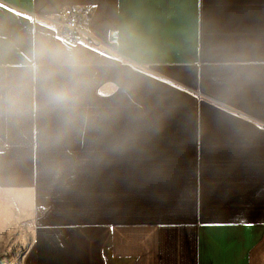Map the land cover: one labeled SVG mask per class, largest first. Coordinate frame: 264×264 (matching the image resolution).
Returning <instances> with one entry per match:
<instances>
[{
	"label": "crops",
	"instance_id": "crops-1",
	"mask_svg": "<svg viewBox=\"0 0 264 264\" xmlns=\"http://www.w3.org/2000/svg\"><path fill=\"white\" fill-rule=\"evenodd\" d=\"M0 228L19 264H264V0H0Z\"/></svg>",
	"mask_w": 264,
	"mask_h": 264
},
{
	"label": "built area",
	"instance_id": "built-area-1",
	"mask_svg": "<svg viewBox=\"0 0 264 264\" xmlns=\"http://www.w3.org/2000/svg\"><path fill=\"white\" fill-rule=\"evenodd\" d=\"M92 12L90 5H78L63 9L59 13L57 22L61 26L62 37L66 43L72 46H98V41L86 32Z\"/></svg>",
	"mask_w": 264,
	"mask_h": 264
},
{
	"label": "rangeland",
	"instance_id": "rangeland-1",
	"mask_svg": "<svg viewBox=\"0 0 264 264\" xmlns=\"http://www.w3.org/2000/svg\"><path fill=\"white\" fill-rule=\"evenodd\" d=\"M1 229L2 228H0V264H19L22 252L19 243L22 241L23 233L2 231Z\"/></svg>",
	"mask_w": 264,
	"mask_h": 264
},
{
	"label": "clouds",
	"instance_id": "clouds-1",
	"mask_svg": "<svg viewBox=\"0 0 264 264\" xmlns=\"http://www.w3.org/2000/svg\"><path fill=\"white\" fill-rule=\"evenodd\" d=\"M49 55L55 59L59 54L56 52H50ZM69 61V67H74V63L70 56L67 57ZM49 100L56 105L68 106L75 103L73 97L64 89H51L48 92Z\"/></svg>",
	"mask_w": 264,
	"mask_h": 264
},
{
	"label": "snow or ice",
	"instance_id": "snow-or-ice-1",
	"mask_svg": "<svg viewBox=\"0 0 264 264\" xmlns=\"http://www.w3.org/2000/svg\"><path fill=\"white\" fill-rule=\"evenodd\" d=\"M245 226H246V227H251V225H250V224H245Z\"/></svg>",
	"mask_w": 264,
	"mask_h": 264
}]
</instances>
